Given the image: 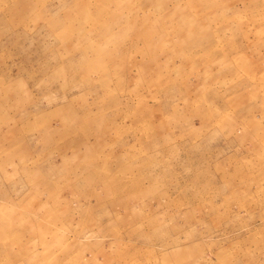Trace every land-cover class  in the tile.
Returning a JSON list of instances; mask_svg holds the SVG:
<instances>
[{
    "label": "rangeland",
    "instance_id": "obj_1",
    "mask_svg": "<svg viewBox=\"0 0 264 264\" xmlns=\"http://www.w3.org/2000/svg\"><path fill=\"white\" fill-rule=\"evenodd\" d=\"M0 264H264V0H0Z\"/></svg>",
    "mask_w": 264,
    "mask_h": 264
}]
</instances>
